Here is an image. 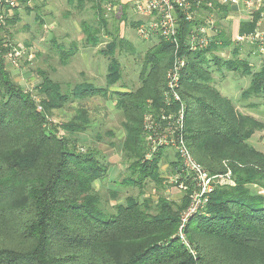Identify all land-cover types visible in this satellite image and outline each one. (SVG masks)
Returning <instances> with one entry per match:
<instances>
[{
    "label": "trees",
    "instance_id": "obj_1",
    "mask_svg": "<svg viewBox=\"0 0 264 264\" xmlns=\"http://www.w3.org/2000/svg\"><path fill=\"white\" fill-rule=\"evenodd\" d=\"M106 2L120 5L119 0H69L78 12L86 6L94 11L93 22L80 24L83 44H104L98 52L107 60L106 84L111 87L122 78L117 51L130 44L118 28L108 30L102 9ZM120 7L123 22L126 8ZM35 9L24 7L26 13ZM222 12L223 18L228 9ZM257 18L255 14L251 22H241L238 34L252 33ZM35 19L41 20L38 15ZM19 20L15 12L6 27ZM190 28L187 24L183 31ZM218 38L221 46L185 53L179 89L185 106L183 137L197 164L210 175L230 172L235 185L216 188L204 210L188 220L183 233L190 249L177 236L189 194H183L180 203L140 198L148 181L161 187L166 180L159 171L165 149L144 160L141 119L144 113L167 111L162 95L172 47L157 40L144 54L140 86L113 93L124 118L120 150L128 163L120 184L141 193L109 210L93 187L107 178L108 164L96 150L83 153L76 147L74 136L90 126L85 110L78 109L71 120L58 125L48 119L71 102L104 97L107 89L81 83L62 91L61 84L39 71L40 82L32 93L14 82L0 56V264H264V199L249 189L254 185L264 190V153L248 143L262 126L210 85L212 66L239 72L250 78L245 98H259L264 106V64L253 71L246 59L239 60L240 46L231 42L228 29ZM52 43L63 64L77 53V45L64 50L54 39ZM232 45L231 59L216 54ZM173 156L168 173L184 181L179 159Z\"/></svg>",
    "mask_w": 264,
    "mask_h": 264
},
{
    "label": "rangeland",
    "instance_id": "obj_2",
    "mask_svg": "<svg viewBox=\"0 0 264 264\" xmlns=\"http://www.w3.org/2000/svg\"><path fill=\"white\" fill-rule=\"evenodd\" d=\"M30 2L29 7L36 6L38 10L35 9L31 13L20 10V22L14 26L6 27L2 35L9 38L15 47L32 49V59L20 60L17 62L18 66L7 63L6 67L14 82L32 93L40 82L39 71L44 72L53 82L61 84L62 91H66L68 86L81 83L91 84L95 88L107 89L104 97L100 95L83 101L71 102L60 110H54L48 119L52 124L58 125L71 120L78 109L85 110L90 119V126L84 133L74 136L78 140L76 147L83 153L88 150H96L100 157H104L103 162L108 164L107 178L95 182L93 187L100 195L104 206L109 210L117 202L122 203L126 197H136L141 193L137 187L120 184L128 174V163L124 161L120 150L125 137L124 118L121 112L116 109V97L113 93L120 90L135 91L140 86V72L144 54L157 43V40L154 39V41L149 42L150 39L149 41L140 39L134 29L126 22L120 23V12L112 15L106 14L104 11V16L108 21V30L113 32L115 28H118L119 36L126 38L130 44L117 51L122 78L114 86L108 87L106 84L107 60L98 52L99 49H103L104 44L95 48L85 47L83 44L84 37L80 24L82 21L93 22L95 19L94 11L90 6H86L87 8L82 12H78L74 5L69 4V0H30ZM103 8L104 4L102 3ZM125 8H127L126 5H124L123 10ZM237 11L238 7H231L233 15L231 16L230 31L232 27L234 28L233 32L244 21L238 16ZM36 15L41 18L40 21L35 19ZM224 28L229 31L228 24L227 26L224 25ZM52 38L62 46H69L71 42L77 43L78 53L70 59L66 66H63L58 60L56 50L50 43ZM232 47L233 45L229 49L219 50L218 53L224 56L221 58L231 59ZM261 59L259 58L258 61L260 66ZM239 60H244V57L239 55ZM259 64H257L258 69L256 70L249 66L253 71H257L260 68ZM211 70L210 85L222 97L229 99L234 109L251 117L262 126L260 130L254 131L248 143L255 150L264 153V106L261 99L245 98L244 95L249 86L250 78L242 76L239 72L227 71L225 68L216 70V67L212 66ZM144 115L145 113L141 119V129L143 128ZM143 136L144 133H142V138ZM143 146L144 148L146 146L144 140ZM163 151L164 156L161 158L159 171L166 180H163L161 187L148 181L140 198H150L156 201L162 197L180 203L182 192L168 183L170 177L168 173L169 164L174 161V150L165 149ZM249 189L264 199V190L254 185L249 186ZM112 196L115 200H112Z\"/></svg>",
    "mask_w": 264,
    "mask_h": 264
},
{
    "label": "built area",
    "instance_id": "obj_3",
    "mask_svg": "<svg viewBox=\"0 0 264 264\" xmlns=\"http://www.w3.org/2000/svg\"><path fill=\"white\" fill-rule=\"evenodd\" d=\"M30 3V0H0V32H4L6 20L24 6L29 7ZM128 3L138 17L134 27L136 35L144 40H162L173 49L162 95L168 112H148L143 118L144 141L147 147L144 160H150L160 148L174 150L177 155L184 181L179 180L178 176L170 175L168 183L170 186L174 185L182 194H189V205L180 215L177 236L190 249L183 233L188 220L204 210L209 196L216 188L233 187L235 184L230 172L210 175L193 160L185 145V106L179 95L180 77L187 65L185 53L206 50L211 45L221 46L222 40L218 36L224 25H231V7L236 6L238 16L244 21L251 22L255 14H258V18L252 33L237 34L232 39L230 37V40L235 46L246 44L253 47V55L262 58L260 61L264 64V0H129ZM222 8L228 9L223 18ZM103 10L112 15L120 12L118 6L110 2L104 3ZM187 24L191 28L184 32L183 28ZM3 36L2 46L6 50L3 52L0 49V56L6 63L18 66L17 62L20 60L32 59V49L15 47L9 38ZM216 54L223 56L221 53ZM170 109L174 111L171 112Z\"/></svg>",
    "mask_w": 264,
    "mask_h": 264
},
{
    "label": "crops",
    "instance_id": "obj_4",
    "mask_svg": "<svg viewBox=\"0 0 264 264\" xmlns=\"http://www.w3.org/2000/svg\"><path fill=\"white\" fill-rule=\"evenodd\" d=\"M129 2V0H119V3H120V5L118 6V8H119V10H120V16H121V10H122V8L120 7V6H124V5H126L127 6V8H126V14H127V20L126 21H123V22H126L129 26H130V24L129 23H135L136 22V20H137V16L133 13V11H132V9H131V5L128 3ZM25 7V6H24ZM24 7L21 9V10H23L24 12H26L25 10H24ZM20 11V10H19ZM19 11H17V14H18V16H19V18L21 17V14L19 13ZM115 15V14H114ZM234 19V18H233ZM20 21H18L17 23H19ZM16 23V24H17ZM121 23V22H120ZM9 27H11V26H9ZM131 27V26H130ZM132 28V27H131ZM132 29H134V28H132ZM233 29V30H232ZM238 29H239V26L238 27H236V31L235 32H233L234 31V28H232L231 27V31H230V26H229V32H230V37H231V39L232 38H234L237 34H238ZM123 37V36H122ZM124 38V37H123ZM54 38H52L51 40H50V43H51V45L53 46V47H55L54 46V44L52 43V40H53ZM125 40H126V38H124ZM55 40V39H54ZM56 41V40H55ZM127 41V40H126ZM149 41V40H148ZM151 41H154V39L152 38V39H150V41L149 42H151ZM128 42V41H127ZM56 44H58V45H60L59 43H57L56 42ZM77 45V43L76 42H71L70 43V45L69 46H62L61 45V47H63V49L64 50H68L69 49V47H71V45ZM240 47V52H239V55L240 56H242V57H244V59H246L247 61H248V63H249V65L250 66H252V68L254 69V70H256V69H258V65L257 64H259L258 63V61H259V58H258V56H256V55H253V49H252V47L251 46H249V45H245V44H242V45H239ZM56 53H57V57H58V60L60 61V59H59V56H58V52H57V50H56ZM77 53H78V46H77ZM77 53H75L73 56H71L64 64H63V66H66L67 64H68V62L70 61V59L71 58H73ZM257 65V67H255ZM6 66H7V63H6ZM259 66H260V64H259ZM261 67V66H260ZM8 69V68H7ZM10 72V71H9ZM118 92V91H117Z\"/></svg>",
    "mask_w": 264,
    "mask_h": 264
}]
</instances>
